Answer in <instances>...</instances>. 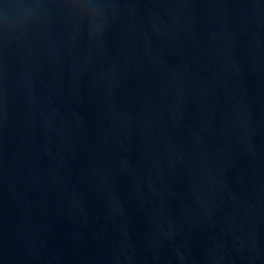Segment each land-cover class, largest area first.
<instances>
[{
    "label": "water",
    "instance_id": "1",
    "mask_svg": "<svg viewBox=\"0 0 264 264\" xmlns=\"http://www.w3.org/2000/svg\"><path fill=\"white\" fill-rule=\"evenodd\" d=\"M0 264H264V0H0Z\"/></svg>",
    "mask_w": 264,
    "mask_h": 264
}]
</instances>
